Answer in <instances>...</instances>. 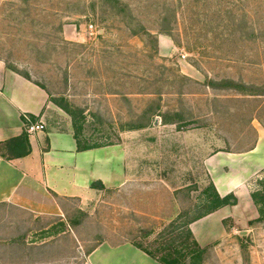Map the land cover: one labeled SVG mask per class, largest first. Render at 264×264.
Wrapping results in <instances>:
<instances>
[{"label":"rangeland","instance_id":"1","mask_svg":"<svg viewBox=\"0 0 264 264\" xmlns=\"http://www.w3.org/2000/svg\"><path fill=\"white\" fill-rule=\"evenodd\" d=\"M118 1L0 0V59L72 112L58 107L81 145L115 147L126 173L85 202L62 199L59 216L1 203L0 264H81L101 242L161 256L172 220L211 209L204 158L249 148L264 125V94L224 83L264 93V0ZM248 183L255 208L239 222L202 219L213 233L197 264H264V171Z\"/></svg>","mask_w":264,"mask_h":264},{"label":"crops","instance_id":"2","mask_svg":"<svg viewBox=\"0 0 264 264\" xmlns=\"http://www.w3.org/2000/svg\"><path fill=\"white\" fill-rule=\"evenodd\" d=\"M24 115L32 122L42 121L45 127L33 135L26 134L29 154L11 159L0 156V204L8 203L35 215L59 216L62 199L85 202L97 192L125 181L123 157L115 147L78 150L70 120L49 94L34 81L7 68L0 59V142L24 133ZM254 134L249 148L239 152L220 150L203 160L215 191L220 196L234 194L237 203L222 206L190 223L189 228L201 246L210 242L207 239L213 233L202 219H214L221 224L223 219L231 218L235 223L241 214H246L244 207H249V212L251 206L255 208L248 182L264 171V125H255ZM221 229L222 224L218 230ZM81 264L160 263L130 241H124L99 243Z\"/></svg>","mask_w":264,"mask_h":264},{"label":"trees","instance_id":"3","mask_svg":"<svg viewBox=\"0 0 264 264\" xmlns=\"http://www.w3.org/2000/svg\"><path fill=\"white\" fill-rule=\"evenodd\" d=\"M109 1H114V2H119L118 0H109ZM175 9L174 10H165L164 14L161 17V22H163V24H168L169 23V18L174 17L175 18ZM169 29V28H168ZM166 29V30H168ZM165 34L169 35L168 32H165ZM7 68L13 70L16 73H19L20 75L24 76L25 78L30 80V77L28 74L26 73H21L19 72L15 67L10 66L8 64H6ZM225 86H229L230 88H233L235 90H238L241 93H245V94H253V95H259V94H264V93H259L256 92L255 90H252V88L248 87L245 84H240V83H235L232 80H226L225 82ZM37 85H39L41 88H43L39 83H36ZM58 107H60L62 110H64L67 114H69L70 116H72V112L65 106H63L61 103L58 102H54ZM159 111L158 116H160L162 118L163 123H179V116L180 114H177V119H168V115L169 113H162L160 111V108H157ZM74 125V123H73ZM145 125H139L136 126L138 128L144 127ZM133 127V126H132ZM135 127V126H134ZM74 137L76 139L77 142V149L78 150H84L88 147L91 146H83L81 145V143L79 142L78 139V133H76V131L74 132ZM93 147V146H92ZM30 152V145L28 142V138L26 133L24 132L23 134H21L18 137L15 138H11L5 142H0V156L7 158V159H11L14 157H21V156H25L27 154H29ZM96 183H93V186L95 187ZM211 189L213 190V198L211 200V206H210V210H208L207 212L203 213V214H199L198 216L189 219V220H184V222L180 223L179 220L181 219V217H179L178 219L172 220L167 226H166V230H167V236H169L168 240L165 242V244L163 245L162 248L159 249V251L161 252V256H156L154 253L150 252L148 249L144 248L141 244L137 243V242H133L130 241L135 247H137L138 249L142 250L144 253H146L148 256H150L152 259L156 260L158 263L160 264H197L200 259H201V253H203V251L205 250L204 248H201L199 246V244L197 243L196 239L194 238L189 225L190 223L196 221L197 219H200L201 217L215 211L216 209L222 207V206H226V205H235L237 203V199L234 196V194L230 193L224 196H220L216 191L215 188L211 182ZM251 197L256 198L254 194L251 195ZM77 221L75 220H68V224L69 226H74L76 225ZM178 231V234L175 236H171V234L173 233V231ZM162 232L159 234V237L162 236ZM177 239H180L179 241ZM178 241V242H177ZM179 244H182L183 247H186L187 251L184 252H180V250H178V246ZM96 247V246H95ZM94 249V247L92 248ZM92 249H90L88 251V253H90V251H92ZM87 253V254H88ZM189 257V262L186 263L185 257Z\"/></svg>","mask_w":264,"mask_h":264},{"label":"built area","instance_id":"4","mask_svg":"<svg viewBox=\"0 0 264 264\" xmlns=\"http://www.w3.org/2000/svg\"><path fill=\"white\" fill-rule=\"evenodd\" d=\"M92 25H89V28H92ZM23 121H24V132L27 135H33L37 131L43 130L45 125L42 121L39 122H32L30 117L27 115L23 116Z\"/></svg>","mask_w":264,"mask_h":264}]
</instances>
